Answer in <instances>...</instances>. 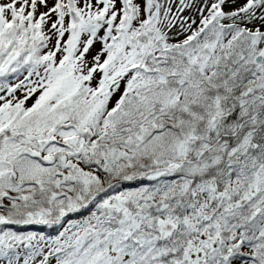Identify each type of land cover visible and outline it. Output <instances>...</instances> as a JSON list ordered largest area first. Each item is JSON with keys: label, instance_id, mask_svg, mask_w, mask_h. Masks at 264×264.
I'll list each match as a JSON object with an SVG mask.
<instances>
[{"label": "snow or ice", "instance_id": "1", "mask_svg": "<svg viewBox=\"0 0 264 264\" xmlns=\"http://www.w3.org/2000/svg\"><path fill=\"white\" fill-rule=\"evenodd\" d=\"M0 264H264V0H0Z\"/></svg>", "mask_w": 264, "mask_h": 264}]
</instances>
